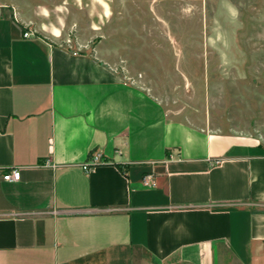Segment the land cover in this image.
Instances as JSON below:
<instances>
[{"label":"crops","instance_id":"0c3cea01","mask_svg":"<svg viewBox=\"0 0 264 264\" xmlns=\"http://www.w3.org/2000/svg\"><path fill=\"white\" fill-rule=\"evenodd\" d=\"M71 2L0 0V264H264V138L169 119Z\"/></svg>","mask_w":264,"mask_h":264},{"label":"rangeland","instance_id":"374dc122","mask_svg":"<svg viewBox=\"0 0 264 264\" xmlns=\"http://www.w3.org/2000/svg\"><path fill=\"white\" fill-rule=\"evenodd\" d=\"M82 3L79 20L100 26L90 48L125 82L154 95L169 119L264 138V0Z\"/></svg>","mask_w":264,"mask_h":264},{"label":"built area","instance_id":"2783aa9c","mask_svg":"<svg viewBox=\"0 0 264 264\" xmlns=\"http://www.w3.org/2000/svg\"><path fill=\"white\" fill-rule=\"evenodd\" d=\"M24 35H29V32L28 31L24 32ZM89 155L90 156L88 157L86 162L83 164L84 170H87L88 168H90L92 166H95V165H98V164H101L102 162H104L103 156L99 152H93V153H90ZM217 162H218V160H216V162H214V163H217ZM20 176H21V172H20L19 168H14V169H11L9 171H6V172H4V175H3V177L6 180H14V181L19 179ZM151 180H152V176L150 174L145 175V177H143V182L146 185L147 184L152 185L153 183L151 182Z\"/></svg>","mask_w":264,"mask_h":264}]
</instances>
